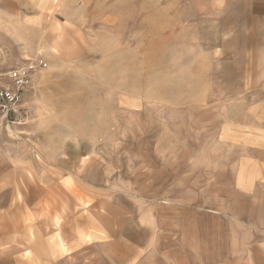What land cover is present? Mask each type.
Here are the masks:
<instances>
[{
	"label": "rangeland",
	"instance_id": "374dc122",
	"mask_svg": "<svg viewBox=\"0 0 264 264\" xmlns=\"http://www.w3.org/2000/svg\"><path fill=\"white\" fill-rule=\"evenodd\" d=\"M245 1L0 0V73L43 62L0 115V264L264 259V39L237 46Z\"/></svg>",
	"mask_w": 264,
	"mask_h": 264
},
{
	"label": "built area",
	"instance_id": "2783aa9c",
	"mask_svg": "<svg viewBox=\"0 0 264 264\" xmlns=\"http://www.w3.org/2000/svg\"><path fill=\"white\" fill-rule=\"evenodd\" d=\"M41 66L42 60H29L24 65L0 73V115L7 121L10 115L23 108L25 93Z\"/></svg>",
	"mask_w": 264,
	"mask_h": 264
},
{
	"label": "crops",
	"instance_id": "0c3cea01",
	"mask_svg": "<svg viewBox=\"0 0 264 264\" xmlns=\"http://www.w3.org/2000/svg\"><path fill=\"white\" fill-rule=\"evenodd\" d=\"M245 15L247 14L246 23L243 25V28H240V25L236 27L235 24H233L234 29V36H236L237 46H240L241 44L250 45L251 47L256 45L259 46V43H255L256 39V33L257 31L261 30L262 38L264 39V0H246L245 1ZM3 9V8H2ZM5 10V9H4ZM8 10L6 8L5 12H3V17H1V20H4L5 22L9 21L8 18ZM227 21H230L228 18ZM264 41V40H263ZM261 45H264L261 43ZM3 236V235H1ZM5 236V235H4ZM109 256L107 259L109 260L108 264H115L114 262L110 261H117L119 263H126V261H133L134 257L126 258L125 253H117L115 256L114 253L110 250L108 252ZM95 264H101L94 260ZM92 263V264H94ZM90 264V263H85ZM106 264V263H104ZM257 264H264V259L261 257H257Z\"/></svg>",
	"mask_w": 264,
	"mask_h": 264
}]
</instances>
